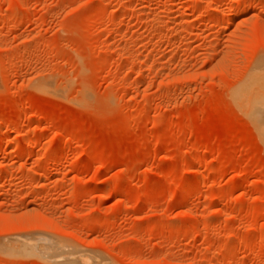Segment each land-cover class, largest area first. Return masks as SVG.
Returning a JSON list of instances; mask_svg holds the SVG:
<instances>
[{"label": "rangeland", "instance_id": "obj_1", "mask_svg": "<svg viewBox=\"0 0 264 264\" xmlns=\"http://www.w3.org/2000/svg\"><path fill=\"white\" fill-rule=\"evenodd\" d=\"M262 91L264 0H0V264H264Z\"/></svg>", "mask_w": 264, "mask_h": 264}, {"label": "bare ground", "instance_id": "obj_2", "mask_svg": "<svg viewBox=\"0 0 264 264\" xmlns=\"http://www.w3.org/2000/svg\"><path fill=\"white\" fill-rule=\"evenodd\" d=\"M253 78H255L254 76H253ZM253 81H254V79H252ZM258 80H259V78H258ZM257 79H255V81H258ZM251 80H249V82H250ZM253 81H251L252 82V85L254 86V84H256V83H254L253 84ZM250 82V83H251ZM261 83V82H260ZM247 84H248V82H247ZM259 84V83H258ZM246 85V84H245ZM252 85L250 84V86L252 87ZM247 86V85H246ZM245 86V87H246ZM260 86V85H259ZM251 87L249 88V90H251ZM255 88H256V85H255ZM259 89V88H258ZM257 89V90H258ZM241 91H243V90H241ZM254 91L255 90H253V91H251V93L253 92L254 93ZM258 91H260V90H258ZM255 92H257V91H255ZM262 92H264V91H262ZM245 93L247 94L248 92H244V95H245ZM237 94V93H236ZM262 94V93H261ZM249 95H250V91H249ZM258 95H259V93H258ZM257 95V96H258ZM263 95V94H262ZM247 96H248V94H247ZM251 97V96H250ZM250 97L248 98V101H249V99H250ZM253 97V96H252ZM247 97H245V99H246ZM246 101H247V99H246ZM260 102H262V100L261 99H259V100H254L253 98H251L250 99V101H249V105H250V112L251 113H249V114H254V118H255V113H256V116H257V114L259 115L258 117H260L259 119H257L258 121H260L261 120V117H264V107H263V105L260 103ZM263 103H264V100H263ZM248 108V107H247ZM252 114V115H253ZM263 119V118H262ZM264 120V119H263ZM263 124V126H264V123H262ZM28 150V149H27ZM26 150V151H27ZM54 250H57L56 252H54ZM44 251V250H43ZM43 251H41V253H43ZM51 251H53L52 253H53V255L54 254H56V253H58V252H64V250L61 248H57V245H55V244H53V243H51V242H48L47 244H46V247H45V251H44V253H48V252H51ZM51 253V254H52ZM50 254V253H49ZM59 254V253H58ZM43 255H45V254H43ZM47 255V254H46Z\"/></svg>", "mask_w": 264, "mask_h": 264}]
</instances>
